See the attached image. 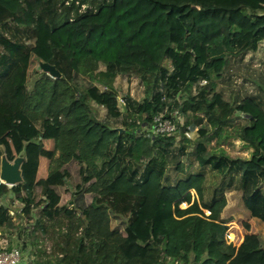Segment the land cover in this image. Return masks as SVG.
<instances>
[{
	"label": "trees",
	"instance_id": "obj_1",
	"mask_svg": "<svg viewBox=\"0 0 264 264\" xmlns=\"http://www.w3.org/2000/svg\"><path fill=\"white\" fill-rule=\"evenodd\" d=\"M87 57L91 78L78 70ZM39 62L61 79L41 71L55 87L30 122ZM157 117L178 133H151ZM225 129L221 146L238 140L250 160L207 152ZM2 157L24 160L21 185L0 183V229L32 249L25 264H115L118 252L119 264H264V0H0ZM232 193L247 218L222 219Z\"/></svg>",
	"mask_w": 264,
	"mask_h": 264
},
{
	"label": "rangeland",
	"instance_id": "obj_2",
	"mask_svg": "<svg viewBox=\"0 0 264 264\" xmlns=\"http://www.w3.org/2000/svg\"><path fill=\"white\" fill-rule=\"evenodd\" d=\"M197 11H200V10L197 9L196 12ZM67 38H68L67 34H61L59 35L58 40L61 43V42H64ZM47 47H49V40L45 34L41 33L39 36V46L36 51L38 55H41L40 56L41 59L47 56ZM43 64L44 63L39 62V64L37 65L36 75L33 77L31 83L28 85L29 98H28V107L25 110V116L30 122H34L36 118V107L41 101V99L43 97L49 96L55 87V84L53 81H45V80L40 79L39 77L41 73L40 68H41V65ZM78 70L83 76L87 78H91L94 76V72L96 69L92 61L89 59V57H87L79 63ZM57 86L60 92H63L67 89L66 85H64V83H61V82ZM68 114H69L68 110H65L64 112L61 113L63 117H67ZM234 135H235V131L230 130V129L223 130V135H220V134L211 135L208 138L207 143H206L207 152L209 154H214V153H219L220 149H222V151H224V153L229 158L240 159L243 161L250 160L251 150L244 149L242 142L238 140L231 142L226 147L221 146V142L224 137L226 136L231 137ZM193 139H194V136L192 137V141ZM226 199H227V206L222 214V219L236 221V220L244 219L248 217V212L243 209V206L241 204L240 193L229 194L226 196ZM2 204L6 205L7 203L4 200ZM17 209H18V206H13L11 208L12 211H16ZM91 213L97 220L99 230L102 231L106 227V224H107V218H106L105 212L103 210H93L91 211ZM13 215H14L15 221L18 222V217L16 218V215L15 214ZM255 222H256L255 225H256L257 231L259 233L258 242L264 249V224L258 221H255ZM232 225L233 224L225 225L223 227L219 240H218V245H219L218 247L220 248L222 252H225V253H230L233 250V241L235 239V236L231 234L232 228H233ZM52 236H53L52 231H48L46 234V237L43 240V243H39L38 245L44 248L50 247ZM13 239H15V242H17V243H14L13 245L21 249L23 258L26 259V261H28L30 259V251H32V249L28 250L27 252L23 251V237L18 240L16 239V237H13L12 240ZM106 241L107 243L113 244L117 247L121 240L117 235H112V236H109L106 239ZM119 260H120V253L118 252L115 264H119Z\"/></svg>",
	"mask_w": 264,
	"mask_h": 264
},
{
	"label": "built area",
	"instance_id": "obj_3",
	"mask_svg": "<svg viewBox=\"0 0 264 264\" xmlns=\"http://www.w3.org/2000/svg\"><path fill=\"white\" fill-rule=\"evenodd\" d=\"M81 9L83 10L84 7H82ZM205 84L206 82L202 81V85ZM115 102L122 105L123 108V102L119 98H116ZM177 120L179 121L178 123L181 125L187 124V122H183V119L181 118H177ZM190 129H194L192 123H190ZM147 131L150 132V130ZM151 133L173 136L178 133L176 122L174 123L169 120H162L160 117L154 118L153 125L151 128ZM183 137H184V142L190 145L192 143L193 132L192 131L185 132L183 134ZM14 212L16 214H19L20 209L18 208ZM11 241L12 240L8 238L7 234L3 233L2 230L0 229V264H25L26 259L23 258L21 249L15 245H11L10 244ZM31 260H33V258H31Z\"/></svg>",
	"mask_w": 264,
	"mask_h": 264
},
{
	"label": "water",
	"instance_id": "obj_4",
	"mask_svg": "<svg viewBox=\"0 0 264 264\" xmlns=\"http://www.w3.org/2000/svg\"><path fill=\"white\" fill-rule=\"evenodd\" d=\"M41 71L48 74L52 79L59 80L61 76L48 64L41 65ZM22 158L15 159L12 163H8L5 157L0 161V182L7 187H15L21 185L23 180L21 177L20 166L23 163Z\"/></svg>",
	"mask_w": 264,
	"mask_h": 264
}]
</instances>
